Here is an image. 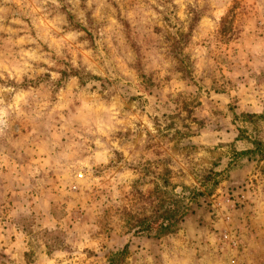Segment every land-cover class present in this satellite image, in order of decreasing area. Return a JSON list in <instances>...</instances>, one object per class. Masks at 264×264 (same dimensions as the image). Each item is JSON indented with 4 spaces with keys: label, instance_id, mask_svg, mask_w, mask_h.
<instances>
[{
    "label": "clouds",
    "instance_id": "clouds-1",
    "mask_svg": "<svg viewBox=\"0 0 264 264\" xmlns=\"http://www.w3.org/2000/svg\"><path fill=\"white\" fill-rule=\"evenodd\" d=\"M0 264H264V0H0Z\"/></svg>",
    "mask_w": 264,
    "mask_h": 264
}]
</instances>
